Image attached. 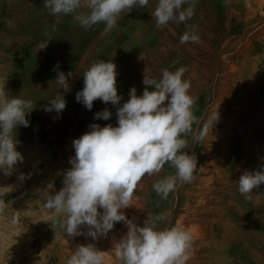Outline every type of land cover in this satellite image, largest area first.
I'll return each mask as SVG.
<instances>
[{
    "label": "rangeland",
    "instance_id": "rangeland-1",
    "mask_svg": "<svg viewBox=\"0 0 264 264\" xmlns=\"http://www.w3.org/2000/svg\"><path fill=\"white\" fill-rule=\"evenodd\" d=\"M156 3L149 0L145 8L121 13L117 26L105 33L103 23L86 30L70 15H50L44 0H0V85L9 96L36 106L26 116L29 126L16 129V150L23 161L8 175L0 170V199L8 205L0 218V264H65L76 247L88 244L104 252V264H119L113 248L128 231L124 221L95 239L87 226L68 237L61 227L63 215L44 208V195L63 187L75 156L73 140L90 131L91 124L118 126L117 107L133 87L142 95L144 73L159 79L162 69L180 67L186 68L183 78L191 82L189 94L196 98L194 114L200 121L193 124L184 149L197 157L195 178L162 199L153 183L174 173L165 164L158 175L142 178L132 205L121 211L141 227L148 215L162 214L166 219L159 228L179 224L187 229L193 239L185 264H264V184L250 200L237 184L244 171L264 167V114L248 134L241 133L240 125L243 111L251 118L254 105H264V0H197L187 24L170 21L160 28L151 15ZM193 27L199 42L181 44V35ZM100 59L116 65L122 99L117 106L98 99L88 110L76 94L84 87V71ZM58 72L73 73L67 91L55 82ZM58 91L66 108L46 111ZM105 108L110 119H95ZM228 115L236 116L234 124ZM205 123L206 137L194 141ZM14 215L19 219L12 226Z\"/></svg>",
    "mask_w": 264,
    "mask_h": 264
},
{
    "label": "clouds",
    "instance_id": "clouds-1",
    "mask_svg": "<svg viewBox=\"0 0 264 264\" xmlns=\"http://www.w3.org/2000/svg\"><path fill=\"white\" fill-rule=\"evenodd\" d=\"M196 2L157 0L151 13L156 27L170 21L187 24L195 13ZM148 5L149 0H44V8L50 15H70L86 30L103 23L105 33L117 26L121 13ZM6 23L14 26L12 20ZM52 30L56 31L55 25ZM48 41L40 49L46 48ZM188 42H199L194 27L186 29L180 37L181 44ZM185 71V67L175 71L165 68L159 79L144 73L142 95H137L133 87L129 99L117 107L118 126L91 124L90 131L73 140L75 156L69 160L71 168L64 174L63 187L44 195V208L53 215H63L61 227L68 237L80 235L81 226H87V234L95 239L106 235L115 223L124 221L128 231L113 248L119 264H185L188 259L193 238L183 226L159 228V222L166 219L161 214L148 215L141 227L121 211L132 205L133 193L142 178L158 175L165 164L174 173L153 183L154 191L162 199H167L178 184L190 183L195 178L197 157L184 149L189 147L187 136L193 133V124L200 121L194 114L196 98L189 94L191 82L183 78ZM72 75V72L67 76L58 72L55 82L60 89L68 90V77ZM82 76L84 87L77 92L76 100L88 110L98 99L105 104L120 105L117 67L111 60L93 62ZM35 107L32 100L9 96L5 85H0V170L6 175L17 162L23 161L22 154L16 150V129L29 126L26 116ZM65 108L64 96L58 91L45 110L61 113ZM111 116L105 108L94 118L109 120ZM218 119L217 111L211 117L212 127ZM208 128L205 123L193 140L202 141ZM237 184L239 193L250 200L253 190L264 184V167L244 171ZM7 207L0 199V218ZM18 219L14 215L11 225H17ZM65 264H104V252L92 244L80 245Z\"/></svg>",
    "mask_w": 264,
    "mask_h": 264
},
{
    "label": "bare ground",
    "instance_id": "bare-ground-1",
    "mask_svg": "<svg viewBox=\"0 0 264 264\" xmlns=\"http://www.w3.org/2000/svg\"><path fill=\"white\" fill-rule=\"evenodd\" d=\"M263 107H264V105H254V108L252 109L253 110L252 111L253 114H252L251 118L248 117L247 110L243 111V115L240 116V118L242 120L241 121L242 123L240 124L241 127H242L241 133H247L248 134L249 130L252 129L253 124H255V122L259 121V123H260V120H261V118L263 117V114H264L263 111H262ZM228 117L230 118L229 115H228ZM235 121H236V116L233 119L230 118V123L232 122L234 124ZM257 131H260V129L257 128ZM233 132L234 131H230V135L228 136L229 138L231 136H233Z\"/></svg>",
    "mask_w": 264,
    "mask_h": 264
},
{
    "label": "crops",
    "instance_id": "crops-1",
    "mask_svg": "<svg viewBox=\"0 0 264 264\" xmlns=\"http://www.w3.org/2000/svg\"><path fill=\"white\" fill-rule=\"evenodd\" d=\"M229 238H230V242H231V244H235V243H234V240L231 238V235L229 236ZM231 246H232V245H231ZM231 246H230V248H231ZM230 248H229V249H230Z\"/></svg>",
    "mask_w": 264,
    "mask_h": 264
}]
</instances>
